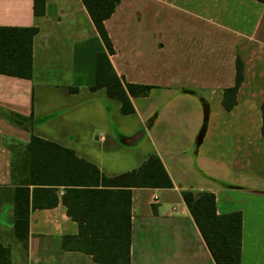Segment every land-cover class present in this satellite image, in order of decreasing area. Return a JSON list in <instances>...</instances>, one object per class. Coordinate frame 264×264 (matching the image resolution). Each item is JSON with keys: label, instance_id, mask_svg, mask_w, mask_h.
<instances>
[{"label": "crops", "instance_id": "1", "mask_svg": "<svg viewBox=\"0 0 264 264\" xmlns=\"http://www.w3.org/2000/svg\"><path fill=\"white\" fill-rule=\"evenodd\" d=\"M0 26H33V76L0 73V244L13 264H99L63 246L79 223L63 203L32 207L27 246L15 233V193L30 178L33 136L72 149L109 177L157 155L172 187L131 189L130 264H216L182 192L216 194L217 212L243 213L241 264H264V1L121 0L105 20L111 63L151 86L133 113L95 88L105 44L82 0H0ZM244 78L236 104H223ZM26 120L17 123L12 116Z\"/></svg>", "mask_w": 264, "mask_h": 264}, {"label": "trees", "instance_id": "2", "mask_svg": "<svg viewBox=\"0 0 264 264\" xmlns=\"http://www.w3.org/2000/svg\"><path fill=\"white\" fill-rule=\"evenodd\" d=\"M106 50L97 56L95 88L106 87L122 103V112L133 113L132 96L147 95L151 86L127 82L115 71L110 55L114 52L105 20L121 0H82ZM264 1V0H260ZM45 12V0H35V13ZM33 26H0V73L22 78L33 76ZM244 78V65L237 59L236 83L225 89L223 104L231 109ZM264 135V103L261 105ZM22 123L26 118L14 114ZM30 180L34 185H18L15 193V233L27 246L32 207L57 203L55 189L63 186V203L79 223V235H66L63 246L90 253L99 264L131 262V189L133 187H172L173 181L157 155H151L136 170L109 177L92 162L50 140L33 136L30 143ZM187 204L216 264H241L243 213L217 212L216 194L184 190ZM0 264H13L10 245L0 244Z\"/></svg>", "mask_w": 264, "mask_h": 264}]
</instances>
